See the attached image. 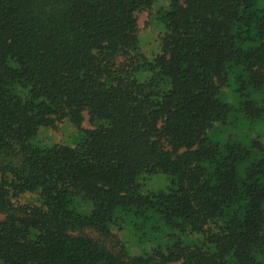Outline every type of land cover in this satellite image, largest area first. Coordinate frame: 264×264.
<instances>
[{"label": "trees", "instance_id": "16d2710c", "mask_svg": "<svg viewBox=\"0 0 264 264\" xmlns=\"http://www.w3.org/2000/svg\"><path fill=\"white\" fill-rule=\"evenodd\" d=\"M158 1L0 0V264H264V7Z\"/></svg>", "mask_w": 264, "mask_h": 264}, {"label": "rangeland", "instance_id": "374dc122", "mask_svg": "<svg viewBox=\"0 0 264 264\" xmlns=\"http://www.w3.org/2000/svg\"><path fill=\"white\" fill-rule=\"evenodd\" d=\"M164 5H166L165 0H159L158 3L155 4L151 9H146L140 12L138 15L140 38L142 39L145 52L151 57L160 51L161 29L156 22L157 21L156 13L158 9ZM259 5L261 7H264V0H261ZM84 125L89 126L88 121H85ZM220 129L224 132V137L242 140L246 143H249L250 141L249 138L254 136L255 134L262 135L264 139V123L263 122L259 124H255L253 129H250L247 126L243 125L240 121L236 120V121L229 123L228 125L220 126ZM70 132L71 130L69 126L63 124V125H59L58 130L48 131L43 136L49 140H54V141H58L61 143L63 142V140L67 139V136L70 134ZM67 144H70V143H67ZM155 184L151 182L150 185L153 187L159 186L158 184H156L155 186ZM4 216L5 215L0 212V219H3ZM86 233L94 236L95 238L102 239L100 238L98 234L90 230H87ZM106 243L113 251L119 252L120 247L116 239H112V238L108 239Z\"/></svg>", "mask_w": 264, "mask_h": 264}]
</instances>
